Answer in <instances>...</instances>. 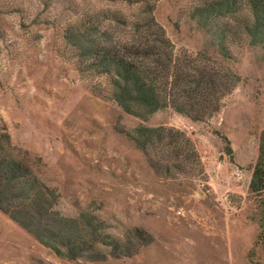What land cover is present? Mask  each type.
<instances>
[{"label": "rangeland", "instance_id": "1", "mask_svg": "<svg viewBox=\"0 0 264 264\" xmlns=\"http://www.w3.org/2000/svg\"><path fill=\"white\" fill-rule=\"evenodd\" d=\"M200 2L157 0L154 8L179 59L229 76L219 110L198 121L171 107L146 118L127 114L107 78L81 69L76 47L63 38L66 29L96 26L106 41H130L134 29L103 13L133 18L135 5L0 0V152L29 165L56 194L61 216H91L120 244H135V229L151 239L131 257H111L98 244L104 261L68 260L0 211V264H264V204L249 190L264 128V47L237 32L235 20H251L247 8L201 28L192 17ZM138 125L182 131L200 164L181 172L171 160L168 173L155 172L149 158L159 147L145 154L126 135Z\"/></svg>", "mask_w": 264, "mask_h": 264}, {"label": "trees", "instance_id": "2", "mask_svg": "<svg viewBox=\"0 0 264 264\" xmlns=\"http://www.w3.org/2000/svg\"><path fill=\"white\" fill-rule=\"evenodd\" d=\"M126 1L136 7L137 14L133 18L110 11H104L103 16L109 22L131 26L137 35L130 41L113 42L108 36L109 41H106L104 33L96 26L81 31L76 27L65 30L63 38L76 47L80 68L106 77L111 98L127 114L136 117L146 118L166 107L198 121L216 113L220 97L232 89L226 85L229 76L219 79L212 75L216 72L200 68L193 58L176 56L163 28L155 20L157 0ZM242 7L249 10L251 20H235L237 32L247 38L250 45L264 47V0H201L194 7L192 17L201 28H206L223 17H234ZM226 29L233 30V26ZM226 29L223 27L220 32ZM228 75L238 79L235 72ZM126 135L145 154H149L151 147H159V152H155L157 159L149 158L157 173H168L171 160L178 163L174 169L181 172L200 164L191 139L172 127L138 125ZM249 190L260 199L262 207L264 128L251 170ZM56 199V194L31 173L29 165L0 152V211L57 256L75 261H104L105 254L96 247L99 244L109 249V256L127 258L151 240L145 232L135 229L136 243L130 245L128 239L120 244L105 234L91 216H61L53 209ZM259 227L264 230V216Z\"/></svg>", "mask_w": 264, "mask_h": 264}]
</instances>
